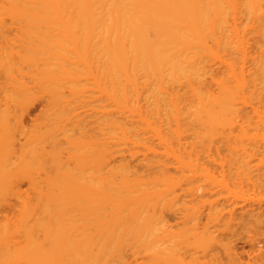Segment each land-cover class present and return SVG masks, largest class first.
I'll use <instances>...</instances> for the list:
<instances>
[{
    "label": "bare ground",
    "instance_id": "obj_1",
    "mask_svg": "<svg viewBox=\"0 0 264 264\" xmlns=\"http://www.w3.org/2000/svg\"><path fill=\"white\" fill-rule=\"evenodd\" d=\"M263 7L264 0H0V28H7L9 25L8 30H2L6 31L5 35H0V159L6 158L5 166H0V264H19L22 260L27 264L34 263L32 256L39 251L41 254L45 252L44 257L40 253L41 257L34 255L36 259L43 258L35 261L44 260V264L106 262V259H109L107 256L113 257L109 256L113 253L108 250L109 239H112L109 235L118 230L117 237H122L119 231L124 229L122 226L126 224L124 227H128V222H134L133 220L145 213L148 214V218L145 216L147 224L151 222L150 219H156L160 213L158 208L163 202L161 199L168 195L169 191L178 189L180 184L193 187L191 185L195 182V176L188 175L192 171L191 167L195 164L198 166L201 156L206 157L205 155L208 156L212 151L217 154L220 148H223V139L230 142L227 149L236 153L242 152L241 160L237 158L241 161L238 162L240 167L244 161L249 163L250 156L262 151L257 146L259 140L264 141V132L258 128L260 126L261 130H264ZM227 16L232 17L231 21ZM10 25L15 27L14 29L12 26L13 33ZM48 27H60L65 30H55L52 35H48L46 31L34 30ZM77 48L83 54L85 64L83 63L82 67L89 64L86 68L90 70L86 72L91 76L93 84H107V96L101 98L107 100V120L105 125H102L104 129L101 127L100 131L101 135H104L103 138L100 137V141L105 148L104 152L106 151V169L89 179L73 169L70 170L74 162L71 167L68 164L72 162L71 158H75L74 152L66 156L71 151L69 146L80 147L93 141V137H85L84 129L87 127L85 128L84 123L81 124L79 112V116L76 115L79 119L75 122L74 119L71 121V117L75 115L72 114L74 110L69 118V114H65L63 124L60 123L61 113L59 118L57 111L59 117H52L61 119L60 122L54 119L55 122L58 121L57 125L62 127H59L61 130H57V125V132L45 127L47 130L43 133L42 128H36L32 129L34 132H29L30 135L25 124L21 123L24 122V112L20 114L28 108L21 111L17 109L18 116L17 112H12L21 104L18 103L21 97L34 91L44 74L57 86L67 88L70 92L67 93H76L77 91L72 89H75L76 85L71 84L74 85L72 88H69L67 83L64 85L70 80L68 76L72 74L73 63L66 59L65 66L69 67L66 69L65 66L60 68L56 62H50L49 59H55L54 57L63 53L75 54L77 57ZM39 58H45L46 61L36 64ZM24 62L26 65H23ZM60 89L58 87L56 91V96L60 94L59 99L55 98V92L49 95L58 100L60 105L58 101H53V98L51 103L49 96L50 102H47L51 104H47L53 106L57 103L63 115L70 106V101L67 103L70 95L68 94L69 98L65 100L67 93L64 94L66 91ZM92 92L95 93L94 90ZM77 104L75 110L79 108V103ZM54 106L57 110V105ZM65 119L68 124L64 122ZM70 122L74 123L73 128L69 125ZM21 124L24 125L23 131L22 127L18 129ZM45 124H42L43 127ZM251 124L256 126L251 128ZM39 130L42 133L36 132ZM52 130L57 134L48 136L53 134ZM18 131L21 132L17 134ZM45 134L49 137H46L47 139L57 135L59 137L51 139L53 142L48 140L52 142L51 148L47 145L49 142L43 138ZM21 135L22 139L19 138ZM61 139L64 146H61ZM217 141L223 143L218 144L219 147L221 144L220 148H217ZM40 142L49 149L41 148L42 145L38 144ZM58 142V150L63 151L64 147L63 152L67 153L65 158L63 157V160L68 158L67 161L61 160V163L65 168L68 166V169L61 168L51 170L52 172L32 170L35 160L45 158V155L48 159L52 156L54 161L57 159L60 163L62 158H59V151L53 149L57 148ZM256 142L257 146L253 147ZM35 145L41 147L37 148ZM248 148L250 149L247 150ZM52 158L49 161H52ZM2 163L3 161L0 165ZM174 164H179L182 168L176 166L175 169L179 168V172L173 174L175 177H171L165 170L168 171L170 165ZM193 164L194 166H191ZM201 165L203 164L199 166ZM244 166L248 167L247 164ZM40 175L43 178H39ZM231 175L239 176L236 172ZM203 177L206 182L209 181L208 174ZM204 180L202 181L205 182ZM211 181L216 183L217 180L213 178ZM232 183L234 188L236 186L241 189L243 182ZM174 193L172 196L178 198ZM242 193V190L236 191L235 199L229 202L223 197L207 200L204 208L208 207V213L204 215L205 221L201 220L204 226L195 223L203 226L200 229L194 224L195 221L200 222L195 217L200 214V208H196L199 204L195 205L198 202L196 198L191 199L189 205L193 203L192 206H196L195 209L191 207V210L193 213L199 211L194 215L192 213L195 220L191 219L192 215L187 217L194 226L181 229L186 234L187 230L192 229L191 234L189 231L187 234L192 236L181 238L178 235V239L177 233L183 234L180 229V232L163 234L165 239L161 235L156 237L151 241L155 243L156 240H161V244L166 240V243H163V246H166L168 235L169 238L176 236L177 239H170L169 243L173 247L174 243L179 241L176 242L177 249L174 246V254L164 259L165 251L170 250L159 247V242H156L154 246L158 243L159 250L156 252L155 247L152 253L156 252L158 255L161 249L164 253L162 250V256H154L150 253V247L147 248L149 253L145 252V248V254L155 257L149 255L153 260L148 257L147 260L152 261L151 264H158L164 259L165 263L166 259L176 255V259H170L174 264H264V195L245 196ZM105 203H111L109 206H115L116 203V207H101ZM140 203L143 208V205L147 206L145 210H138L137 205ZM149 204L153 206L151 210H148L151 206ZM117 207L119 209H115ZM153 215H156V218ZM159 218L156 220L160 222ZM177 219L179 220L178 217ZM198 219H201V214ZM156 220L154 221L157 222ZM143 223L146 224L145 221ZM145 224L143 225L146 227ZM153 225L157 229L158 223ZM160 226L162 225L159 224L160 230L164 227L167 229L166 225L162 228ZM140 228V231L144 230ZM151 228L153 229V226ZM139 230H135V234H138L136 231ZM157 231L153 236H147V239L158 235ZM139 234L138 236H141ZM144 234L146 235V232ZM15 237H21V240ZM143 238H140V241ZM147 239L146 243L149 242ZM131 241L128 242L133 245ZM144 244L142 242L141 245ZM188 244L196 245L195 247L203 244L199 247L208 250L201 252L202 254L197 251L194 256L193 253L186 252L189 250ZM209 244L213 245L210 250ZM31 248L37 252L29 253L30 256L27 255V250L26 254L23 251L24 253L19 255L23 249ZM187 253L194 257L190 259ZM22 254H25L23 256L26 258ZM199 254L201 256H198ZM159 258H162L161 261ZM23 262L21 264H24Z\"/></svg>",
    "mask_w": 264,
    "mask_h": 264
},
{
    "label": "rangeland",
    "instance_id": "obj_2",
    "mask_svg": "<svg viewBox=\"0 0 264 264\" xmlns=\"http://www.w3.org/2000/svg\"><path fill=\"white\" fill-rule=\"evenodd\" d=\"M264 8V7H263ZM262 8V9H263ZM230 15V14H229ZM232 15V14H231ZM227 17H230V16H227ZM231 18L232 17H230V21H231ZM242 19H244V18H241V20ZM262 19H264V17L262 18ZM261 19V20H262ZM7 21V20H6ZM229 21V20H228ZM264 21V20H263ZM10 23V22H9ZM6 24H7V22H6ZM15 25V24H14ZM14 25H10V30L12 29V26L14 27ZM16 26V25H15ZM1 27H3V25L1 26ZM8 27H9V25H8ZM8 27L6 28V26H4V28H0V33H1V31L2 30H8ZM14 29H15V27H14ZM76 29H78V28H76ZM76 29H73V28H70V30H76ZM34 30H40V31H43V32H47V34L48 35H52V32L53 31H55V30H62V31H64L65 29H63V28H60V27H48V28H39V29H34ZM3 33L4 32H6V31H2ZM48 32H51V33H48ZM11 33H13V29H12V31H11ZM45 34V33H44ZM0 35H5V33L4 34H0ZM7 35V34H6ZM79 45H81V44H77V46H79ZM77 57L75 56V54H71L70 55V53L68 54H66V53H63L61 56H56V57H54L55 59H49V61L50 62H56L58 65H59V67L61 68V67H63V66H65L66 65V59H69L72 63H73V65L71 66V75H69L68 77H69V81H67V82H65L64 83V85L67 83L68 85V87L70 88H72L74 85H76V87H75V89L74 88H72L73 90H76L77 92L76 93H74V94H69L70 92H69V90H66L67 88H63V87H61V86H57L53 81H50L49 80V76L47 75V74H44L42 77H41V79H39L40 81H38L37 82V85H36V87H35V89H34V91L32 92V93H30V94H25L23 97H21L20 98V101L18 102V103H21L20 105H22L23 107V109L22 108H19V106L20 105H18V103L16 104V105H18V108L16 107L15 108V110L13 109L12 110V112H13V114H15L17 111L19 112V110L21 111V110H25L26 108H28L27 109V111L25 110V111H21L20 112V114H22L23 112L25 113H23V115H24V117L22 118V120L24 119V122H21V123H24L25 124V128H26V130L28 131H26L28 134H29V132H34L33 130H35L36 128H37V130L38 129H41V130H43V133H44V131H46L47 129H44L45 127L47 128L48 127V129L49 128H51V129H54V130H56L55 129V126L58 124V123H56V122H58V121H56L55 122V120L54 119H58L59 120V118H61V116H62V122H60L61 121V119L59 120V122L60 123H63V116L65 115V114H69L68 116H67V118H69V116H70V113H71V111L72 110H74V112L72 113V114H75L74 116H70L71 117V121H73V119H74V121L73 122H75V120L76 121H78L77 119H79V118H81L80 120H82L81 121V124L82 123H84L85 124V128H86V130L88 131H86L85 129H84V131H85V137H89V136H91V137H93L92 139H93V141H90V142H87V140H88V138H85V139H87L86 140V142H87V144L86 145H84V146H72L73 148H71L70 146L68 147V148H70V150L71 151H69V149L67 148V145L65 146L66 148H67V150L69 151V154H65V152H63L64 151V149L62 148V147H60V149L62 148V150L63 151H59L58 149H59V142H58V145H56V147L57 148H55V147H53V149H57V151H59V158L61 157L62 159H60V163L61 162H63V161H67V159H65V160H63V157L65 158V156L64 155H66V156H69L70 155V152H74L73 154L75 155V158L73 159V158H71L72 159V162H70L71 160H68V162H70V164H68V166L69 167H71V163H73L74 162V165L70 168V170H75L76 172H78V173H80V175L81 176H83V177H85L86 179H89V178H92V177H94L95 175H97V173L98 172H100V171H103V170H105L106 168H105V163L104 162H106V160H107V158H106V151L104 152V150H105V148H104V146H103V144L101 143V141H100V137H102V135H101V133H100V131H101V129L103 128V126L102 125H105V122H106V120H107V117H106V110L108 109V107H107V100H104V98L103 99H101L103 96H107V95H105L106 94V90H105V87H107V84H106V82H105V84H104V82H103V84H101V85H97V86H95L94 84H93V82H92V80H91V76L89 75V73H87L86 71L89 69V68H86L89 64H86L87 66H84V68L82 67L85 63H84V61H83V59H82V55L83 54H81L80 53V51H79V49L77 48ZM70 55V56H69ZM69 56V57H68ZM85 59V58H84ZM46 60H45V58H39V59H37L36 60V64H41V63H43V62H45ZM85 62H86V60H85ZM84 63V64H83ZM83 64V65H82ZM23 65H26V63L24 62L23 63ZM59 68V69H60ZM65 68L66 69H68L69 67H66L65 66ZM86 68V69H85ZM90 70V69H89ZM89 70H88V72H89ZM71 84H74L73 86H71ZM58 87H59V89L60 88H62V90H64V91H66L64 94H66L67 92H69V93H67V95H66V97H65V100H68V98L70 97V99L67 101V103L69 102V104H70V106H68V111H67V109L65 110V111H67L66 113H64L63 115H62V112H61V109H59L60 108V106H58V104L57 103H55L57 106L56 107H58V109L56 110L55 109V104L53 105V106H51V105H48L47 103H49L50 101L48 100V98L49 97H51V96H49L50 94L51 95H53V93L55 92V94H54V96H55V98L57 99V97H58V99H59V96H60V94H58V96H56L57 94H56V91H58ZM72 89H70V91L72 90ZM95 91V93L94 92H92V91ZM59 91H61V89L59 90ZM102 91V92H101ZM72 92H74V91H72ZM92 92V93H91ZM58 93H60V92H58ZM68 94L70 95L69 97H67L68 96ZM85 94V95H84ZM49 96V97H48ZM86 96V97H85ZM89 96V97H88ZM84 97V98H83ZM91 97V98H90ZM93 97H95V98H97L96 100L93 98ZM52 98H53V101L55 100L54 99V97H51V103L53 102L52 101ZM81 99V100H80ZM94 99V100H93ZM105 99H107V98H105ZM47 101H49V102H47ZM56 102L58 101V100H55ZM79 101V102H78ZM85 104H84V103ZM51 103H49V104H51ZM58 103H59V101H58ZM77 103H79V108H76L77 110H75L74 108L75 107H78V104ZM81 104V105H80ZM59 105H60V103H59ZM77 105V106H76ZM31 106V107H30ZM83 106V107H82ZM25 107V108H24ZM14 108V107H13ZM12 109V108H11ZM17 109H19V110H17ZM56 111H55V110ZM54 111V112H53ZM57 111H59V116H60V113H61V116L59 117L58 115H57ZM15 112V113H14ZM17 112V113H18ZM77 112V113H76ZM80 113V117L79 118H77L79 115V113ZM71 114V115H72ZM17 116L19 115V113L18 114H16ZM55 115V116H54ZM56 115H57V117H59V118H53L52 116H54V117H56ZM76 115H78V116H76ZM82 115V116H81ZM76 116V119L74 118ZM84 120H85V122H84ZM88 120V121H87ZM70 120L68 119V122H69ZM64 122H66V119H65V121ZM46 123V124H45ZM47 123L49 124L48 126H47ZM67 123V122H66ZM65 123V124H66ZM42 124H45L44 125V127H43V125ZM64 124V123H63ZM68 124V123H67ZM76 124H77V122H76ZM90 126H89V125ZM72 128L74 127L73 125H74V123L73 124H71V122H70V124H69ZM23 124H21V126L19 125V130H20V128L22 129V131H23ZM42 126V127H41ZM58 126V125H57ZM56 126V127H57ZM63 126V125H62ZM68 126V125H67ZM254 126H256L255 124H251V128L252 127H254ZM60 126H58L57 127V130H58V128H59ZM70 127V128H71ZM102 127V128H101ZM229 127H233V125H229ZM24 128V129H25ZM60 128H62V127H60ZM59 128V129H60ZM67 128H69V126L67 127ZM234 128V127H233ZM236 128V127H235ZM258 128L260 129V131L261 132H264V130L262 131L261 130V128H260V126H258ZM29 129V130H28ZM33 129V130H32ZM104 129V128H103ZM41 130H39V131H36V132H41ZM50 130V129H49ZM57 130L55 131V132H57ZM61 130V129H60ZM6 131H7V128H6ZM59 131V130H58ZM83 131V132H84ZM21 131H18L17 132V134L18 133H20ZM26 132H25V134H26ZM31 132V133H32ZM52 132H53V134L52 133H50V134H52V135H48L47 133V135L48 136H53V135H56L55 134V132L52 130ZM24 133V132H23ZM42 133V132H41ZM90 133V134H89ZM45 134V135H46ZM60 134V133H59ZM75 134H77V130L75 131ZM27 135V134H26ZM30 135V134H29ZM47 135L45 136V137H43L44 139H45V141H47V142H49L48 144L44 141V140H41V142L42 141H44L43 143H45V144H47V145H50V147L49 148H51V143L53 142V140L58 136H54L53 138H50V139H47V138H49V137H47ZM87 135V136H86ZM89 135V136H88ZM101 135V136H100ZM60 136V135H59ZM104 136V135H103ZM47 137V138H46ZM61 137V136H60ZM19 138H21L22 139V135H21V137H19ZM57 138H59V137H57ZM103 138V137H102ZM20 139V140H21ZM51 139H53V140H51ZM48 140H51V141H48ZM223 140L225 141L224 142V144L222 143L223 142ZM221 139V141H217V148H220L221 147V144H220V147H219V143H222L223 144V148L221 147L220 148V151L219 152H217V154L214 152V151H212V153H214V154H212V153H210L208 156L207 155H205L206 157H202L201 156V162H199L200 164H203V165H201V166H199L200 164L198 163V166H196L197 164H195V166H194V164L193 165H191V166H194L193 168L191 167V170L192 171H190L189 173L190 174H188V172H187V174L188 175H191V176H195V182L191 185V186H193V187H191V188H189V187H187V186H185V184H180L181 186H178V189H176V190H174V191H172L171 190V192L169 191V194L168 195H166V196H168V198L165 196V197H163L162 199H161V201H163V202H161V204H163V205H161L160 204V206H159V208H158V206H157V208H158V210L160 209V213H159V216H157V218H159L158 220H160V222L159 221H157L156 219V215H158V214H156L155 216L153 215V217H155L156 219H154V218H152V219H150V223H149V221H148V223L149 224H147V218H148V214L147 213H145V215H142L141 217L139 216V218L138 219H136V217H135V219L136 220H133L134 222H132V221H130V223L128 222V224H127V226L128 227H126V228H128V230L124 227V226H122L124 229L121 231V230H119L121 233L120 234H122L121 236L123 237H120V238H118L117 237V234L119 233V232H117V231H114V233L115 234H112V235H109V236H112L111 238L112 239H109L110 237L108 236V239H109V246H108V250H109V253L110 252H113V253H115V252H117V254L118 255H116V254H113V253H111V254H109V256L111 255H113V257L112 258H110V257H108L107 256V258H109L110 259V262H109V259H106V262H103V261H100L98 264H143L142 262H144V264H151V262L150 261H148L150 258H152L151 256H155L157 253L156 252H158V250H159V248H157V246L159 245V247H162L163 245H165V244H163V243H166V242H164V241H166V240H164L163 242H161V244H160V242L159 241H161V240H156V242H159V244L157 245L156 244V246H154L155 245V243H154V241H151V240H153V239H156V237H158V236H162L163 234H166L167 232H168V234L169 233H171L172 231L173 232H180V229L181 228H183V227H189V226H191V225H193L192 223L193 222H191V219H193V220H195L194 218L195 217H197L196 219H197V221H199L200 220V222H194V224L195 223H201V225H203L204 223L201 221V220H203V221H205L204 219H205V214H206V212L208 213V207H207V209L206 208H204V207H206V205L205 204H207V200L208 201H210V200H213V199H222V197L223 198H225V199H227L228 200V202L229 201H232V200H234L235 199V192L236 191H238V190H240V192H241V190H242V195H244L245 194V196H253V195H259V194H261V195H264V141H261V140H259L258 142H259V145L257 146V144H258V142H256V144L253 146V147H255V146H257V147H260V150H262V151H258L256 154H253L252 156H250V158H248L249 159V163H246L245 161L243 162L245 165L247 164V166L248 167H245L244 166V164H243V166L241 165V167L238 165L239 163H241V161H238V159L239 160H241L240 159V157H241V154H242V152L240 151L239 153H236V152H232V151H230L229 149H227L229 146H228V143H230V142H228V140H225V139ZM24 141V140H23ZM22 142V141H21ZM38 143V144H40V145H42V147L40 146V145H35L37 148H39V147H41V148H46V149H49V148H47V146L45 147L44 146V144L43 143ZM51 142V143H50ZM61 146H62V144H63V146H64V143H63V140L61 139ZM23 143V142H22ZM216 143V142H215ZM226 143V144H225ZM83 144H85V143H83ZM224 145H226V146H224ZM39 146V147H38ZM40 148V149H41ZM262 148V149H261ZM40 149H37L38 151H40ZM250 148H248L247 150H249ZM42 150V149H41ZM67 150H65L66 152H68ZM221 152V153H220ZM248 152V151H247ZM220 153V154H219ZM235 153V154H234ZM262 153V154H261ZM72 154V155H73ZM239 154H240V156H239ZM257 154H259V155H257ZM57 155H58V153H57ZM56 155V156H57ZM63 155V156H62ZM71 155V156H72ZM216 155H217V157H216ZM223 155H225V156H223ZM251 155V154H250ZM231 156H232V158H231ZM236 156V157H235ZM239 156V157H238ZM42 157V156H41ZM49 157V156H48ZM73 157V156H72ZM220 157V158H219ZM51 158H52V156H51ZM50 158V159H51ZM58 158V157H57ZM205 158V159H204ZM238 158V159H237ZM252 158H253V160H252ZM6 159V158H5ZM5 159H0V162H2L3 161V163H2V165H0V166H5ZM50 159H48L47 157H46V155H45V158L44 157H42V158H37L36 160H35V163H34V165H33V168H32V170H35V171H38V170H40V172H44V171H49V172H52L51 170H57V169H60L61 170V168H65V166H64V164H60L58 161H57V159H56V161H54L53 160V158H52V161H49ZM106 159V160H105ZM208 159V160H207ZM247 159V158H246ZM247 159V160H248ZM61 160H63V161H61ZM259 160H260V162H259ZM232 161V162H231ZM198 162V161H197ZM239 162V163H238ZM252 162V163H251ZM261 163V165L259 164V163ZM65 164H66V162H64ZM59 164V165H58ZM235 164V165H234ZM255 164V165H254ZM68 166L66 167L67 169H68ZM176 166L177 167H180L179 166V164L177 165V164H174V165H170V168H168V171L167 170H165L166 172H167V174L169 173V174H171V177L173 176V174H175L176 172H179L178 170H179V168H177L178 170H176L175 168H176ZM236 166V167H235ZM253 166H255V167H253ZM168 167H169V165H168ZM201 167V168H200ZM204 167V168H203ZM238 167V169H239V167H240V169L238 170H236V168ZM49 168V169H48ZM65 168V169H66ZM180 168H182V167H180ZM245 168V169H244ZM259 168V169H258ZM263 168V169H262ZM47 169V170H46ZM167 169V168H166ZM184 169V168H183ZM183 169H182V171H183ZM185 169H188V168H185ZM184 169V170H185ZM248 169V170H247ZM181 170V169H180ZM190 169H188V171H189ZM224 170V171H223ZM232 170V171H231ZM236 170V171H235ZM250 170V171H249ZM171 171V172H170ZM182 171H181V173H182ZM238 171V172H237ZM254 171V172H253ZM186 172V171H185ZM184 172V173H185ZM233 172H236L239 176H233V175H231V173H233ZM248 173V174H247ZM260 173V174H259ZM186 174V173H185ZM206 174H208V176L210 177L209 178V181L208 182H206L205 180H204V177L202 178V176H205ZM243 174V175H242ZM246 174V175H245ZM177 175H179V174H177ZM225 175V176H224ZM173 177H175V175L173 176ZM200 179H199V178ZM212 177V178H211ZM235 177L237 178V179H235ZM243 177V178H242ZM258 177V178H257ZM262 177V178H261ZM39 178H43L42 177V175H40V177ZM215 179V180H217L216 181V183H214V182H212L211 181V179ZM239 178H241V180L239 179ZM224 179H226V180H224ZM233 179V180H232ZM199 180V181H198ZM202 180H204L205 182H203ZM221 180V181H220ZM256 180H258V182H256ZM228 181V182H227ZM238 182V181H240V182H243V183H241L242 185V187H241V189L238 187H236L235 186V188H236V190H235V188H234V186H233V183L232 182ZM248 181V182H247ZM198 182V183H197ZM201 182H203V183H201ZM212 182V183H211ZM218 182V183H217ZM224 182V183H223ZM225 182H227V183H225ZM250 182V183H249ZM254 182V183H253ZM262 182V183H261ZM24 183V182H23ZM22 183V184H23ZM199 184V185H197V184ZM205 183V185L203 186L202 184H204ZM207 183V184H206ZM210 183H211V186H210ZM232 183V184H231ZM24 184H26V182L24 183ZM215 184H217L218 186H220V187H218L217 185H215ZM262 184V185H261ZM223 185V186H222ZM251 185H252V187H251ZM177 186V185H176ZM183 186V187H182ZM199 186H201V187H199ZM248 186V187H247ZM175 187V186H174ZM217 187V189H214V188H216ZM230 187V188H229ZM233 187V188H232ZM182 188V189H181ZM189 188V189H188ZM193 188V189H192ZM229 188V189H228ZM233 190H232V189ZM180 189V190H179ZM186 191H185V190ZM198 189V190H197ZM205 189V190H204ZM208 189V190H207ZM220 189H222V190H220ZM227 189V190H226ZM238 189V190H237ZM246 189V190H245ZM251 189V190H250ZM179 190V191H178ZM195 190V191H194ZM202 190V191H201ZM227 192H226V191ZM253 190H254V192H253ZM257 190V191H256ZM259 190V191H258ZM262 190V191H261ZM177 191V192H176ZM184 191V192H183ZM220 191V192H219ZM174 192H176V194L178 195V198L177 197H175L174 198V196H172L173 195V193ZM193 192V193H192ZM202 192V193H201ZM223 192H224V194H223ZM230 192V193H229ZM250 192H252V193H250ZM258 192V193H257ZM262 192H263V194H262ZM171 193V194H170ZM190 193V194H189ZM195 193H196V195H195ZM247 193H249V194H247ZM175 194V193H174ZM175 194V195H176ZM179 194H182V195H179ZM227 194V195H226ZM238 195H241L240 193H237ZM217 195V196H216ZM222 195V196H221ZM224 195V196H223ZM189 197V198H187V197ZM191 196V197H190ZM194 196V197H193ZM204 196V197H203ZM220 196V197H219ZM182 197V198H181ZM214 197V198H213ZM169 198H170V200H169ZM186 198V199H185ZM193 198H196L197 199V201L198 202H196L195 203V205L196 204H199V205H197V207L196 206H192V205H194L193 203H192V205H189V204H191V199H193ZM210 198V199H209ZM213 198V199H212ZM175 199V200H174ZM184 199V200H183ZM199 199V200H198ZM167 200V201H166ZM172 200V201H171ZM181 200H183V201H181ZM170 203H169V202ZM200 201V202H199ZM205 203H204V202ZM167 202H168V204H167ZM175 202V203H174ZM201 202H202V204H201ZM112 203V202H111ZM111 203H108V204H102L103 206H101V207H105V208H107L108 206H109V204H111ZM188 203V204H187ZM119 204V203H118ZM143 204V203H142ZM146 205L148 204L147 202L145 203ZM187 204V205H186ZM105 205V206H104ZM146 205H143L144 206V208L145 207H147ZM149 205H151L150 207H149V209L148 210H151V208L153 207L152 206V204H149ZM182 205V206H181ZM99 206H100V204H99ZM111 206H112V208H114V207H116V203H115V206L112 204V205H110L109 207L111 208ZM114 206V207H113ZM121 206V205H120ZM138 207V210L139 209H143V210H145L143 207H142V205H141V203L139 204V205H137ZM141 206V207H140ZM170 206V207H169ZM184 206V207H183ZM201 206V207H200ZM108 207V208H109ZM124 207V206H123ZM178 207V208H177ZM182 207V208H181ZM188 207V208H187ZM194 207V209H195V207L197 208V209H199V210H196L195 211V213H193V210H191L192 208ZM199 207V208H198ZM203 207V208H202ZM162 208V209H161ZM170 208V209H169ZM115 209H119L118 207L117 208H115ZM147 209V208H146ZM164 209V210H163ZM183 209V210H182ZM203 209V210H202ZM207 210V211H205V210ZM157 210V211H158ZM177 210V211H176ZM179 210V211H178ZM162 211V212H161ZM183 211L185 212V213H183ZM191 211V212H190ZM197 211H199L198 213H200L201 214V219H198V217H199V215L200 214H197L196 212ZM182 212V213H181ZM202 212V213H201ZM162 213V214H161ZM192 213H193V215L194 214H197L198 216H193L192 215ZM144 214V213H143ZM180 214V215H179ZM150 216H151V214H149ZM174 215H175V217L176 218H174ZM193 216V218L191 217V219H188L187 217H190V216ZM145 216H147V218H145ZM144 219H143V218ZM152 217V216H151ZM173 217V218H172ZM177 217L179 218V220L177 219ZM181 217V218H180ZM182 217H183V220H182ZM203 217V218H202ZM142 218V219H141ZM150 218V217H149ZM156 220L157 222H155L154 220ZM169 219V220H168ZM173 220V224H171L172 223V220ZM186 219V220H185ZM188 219V220H187ZM138 220H140V221H138ZM149 220V219H148ZM163 220V221H162ZM176 220H178V221H176ZM142 221V225L140 224V222ZM143 221H145L146 222V224L145 223H143ZM169 221V222H168ZM175 221V222H174ZM139 222V223H138ZM176 222H178L177 223V225H176ZM132 223V224H131ZM136 223V224H135ZM138 223V224H137ZM156 224L157 225V223H158V227L156 226V228L157 229H155V226L153 225V224ZM164 223V224H163ZM190 223V224H189ZM135 224V225H134ZM143 224H145V225H147L146 227L143 225ZM159 224L160 225H162V226H160L161 228L163 227V225H166L167 226V229L169 228V225H171L170 226V229H169V231H167V229L164 227V229L162 230H160L159 229ZM139 225H141V228H140V226ZM149 225H150V227H149ZM188 225V226H187ZM195 225H197V227H199V229L201 228V227H203V226H201L200 227V225L199 224H195ZM136 228H135V227ZM143 226V227H142ZM153 226V229L151 228ZM172 226L174 227V228H172ZM178 226V227H177ZM194 226V225H193ZM134 228V229H132V228ZM145 227V228H144ZM148 227H149V229H148ZM139 228L140 229H143L144 228V230H141V231H143V233L139 230ZM172 228V229H171ZM176 228V229H175ZM189 228H192V227H189ZM132 229V230H131ZM147 229V230H146ZM166 229V231H164ZM187 229V228H186ZM198 229V228H197ZM196 229V230H197ZM126 230H127V232H126ZM130 230V231H129ZM135 230H139V232L138 231H136L138 234L140 233L141 234V236H138V234H135ZM146 230V231H145ZM150 230V231H149ZM157 231V230H160L159 232L157 231V233H159L158 235H156V236H154V238L153 237H150V239H147L148 237H149V235H151V236H153L154 234V232L155 231ZM175 230V231H174ZM183 229H181V231H182ZM124 231H125V233H124ZM188 231L190 232H192V229H189V230H187V234H188ZM194 232H195V229L193 230ZM117 232V233H116ZM131 232V233H130ZM146 232V235L144 234ZM149 232L151 233V234H149ZM160 232H161V234H160ZM163 232V233H162ZM185 232H186V230H185ZM191 232H190V234H191ZM113 233V232H112ZM182 235H180L181 233H177V237H178V239H180L179 238V236L182 238L183 236H184V238H187V237H185L187 234L186 233H184V231H182ZM33 234V233H32ZM119 234V235H120ZM132 234V235H131ZM139 234V235H140ZM143 234V235H142ZM153 234V235H152ZM185 234V235H184ZM187 235L188 237L190 236H192V235ZM28 235V234H27ZM115 235V236H114ZM137 235V236H136ZM170 235H172L173 236V234H170ZM179 235V236H178ZM20 236V235H19ZM124 236H126L125 237V239H124ZM136 236V237H135ZM143 236H144V238H143ZM148 236V237H147ZM165 236V235H164ZM164 236H162V238L164 237ZM170 237L169 238V235H168V239H167V241H168V243L169 242H171L172 240H173V238H175L174 240H176L177 239V237ZM22 237V236H21ZM21 237H19V238H21ZM25 237V236H24ZM105 237H107V236H105ZM114 237V238H113ZM116 237H117V239H119V241L118 242H120V245H119V243L116 241ZM132 239H131V238ZM133 237H134V239H133ZM189 237V238H190ZM15 238H18V237H15ZM18 238V239H19ZM135 238H137V239H135ZM140 238H143V240H141L140 241ZM166 237H164V239H165ZM24 239V238H23ZM26 239H28L27 237H26ZM129 239V240H128ZM147 239V242H148V240H149V242L148 243H150V245L148 244V243H146L145 242V240ZM159 239V238H158ZM170 239H171V241H170ZM19 240H21V239H19ZM111 240V241H110ZM122 240H123V242H122ZM131 240H133V241H131ZM112 241H114V242H112ZM127 241V242H126ZM128 241H131V243L134 245H141L142 244V242H143V246H145V247H143L142 245L140 246V248H138V246L137 247H135V245H134V247H133V245H131L130 244V242H128ZM136 241V242H135ZM137 241H138V243H137ZM128 243V244H125V243ZM134 242V243H133ZM139 242H141L140 244H139ZM151 242H152V246H154L153 248H151L152 246H151ZM177 242V241H176ZM176 242L174 243V245H173V247L172 246H170L171 245V243H167V245H169V246H163V248L165 249H167V250H170V251H165V253H164V250L163 249H161V251H159V254H161V256H162V250H163V253L166 255L168 252H169V254H167L166 256L165 255H163V258L165 259L168 255H171L172 256V254H174L173 252V250L172 249H174V246H175V249H177L176 248ZM179 242V241H178ZM177 242V243H178ZM124 243V244H123ZM154 243V244H153ZM186 243H188L187 241H186ZM186 243H184L185 245H186ZM191 243V242H190ZM116 244V246L118 245V247H116V246H114ZM130 244V245H129ZM146 244H148V246H146ZM173 244V243H172ZM193 244H195V243H193ZM193 244H188V246H189V250H186V252H188L189 251V254L190 253H193V255L194 256H196L197 254H195V252L197 253V251H200V252H198V253H200V254H202L204 251H207L208 250V248L206 249V250H203V248L201 247H199L200 245L202 246L203 244H198L199 246L198 247H195L196 245H193ZM161 245V246H160ZM178 245V244H177ZM111 246V247H110ZM113 246L115 247L114 248V250H112V248H113ZM124 246V247H123ZM126 246H127V248H126ZM187 246V245H186ZM194 246V247H193ZM206 246V245H205ZM110 247V248H109ZM150 247V248H149ZM157 248V250H156V252H154V254L152 253V250L154 249V248ZM169 247H171L170 249H169ZM208 247H209V250L213 247V245L211 244H209L208 245ZM30 248V247H29ZM124 248H126L125 250H124ZM146 248V249H145ZM147 248H149V250L151 251L150 253H152V254H145V252L146 253H149L148 252V249ZM184 248L186 249V247L184 246ZM206 248V247H205ZM204 248V249H205ZM115 249H117L116 251H115ZM144 249L146 250L145 252H144ZM165 249V250H166ZM174 249V250H175ZM188 249V248H187ZM194 249V250H193ZM27 250L29 251L28 252V254L27 255H30L29 253H33V252H37L35 249H34V251L32 250V248L30 249L32 252H30V250L29 249H23L20 253H19V255H21V253H24L25 252V254L27 253ZM40 250H42L43 251V249H40ZM143 250V251H142ZM202 250V251H201ZM24 251V252H23ZM41 251V252H42ZM119 251V252H118ZM132 253H131V252ZM154 251V250H153ZM176 251V250H175ZM191 251V252H190ZM44 252V251H43ZM43 252H42V254L40 253V251L39 252H37V254L36 253H34V255H38V256H43ZM143 252V253H142ZM202 252V253H201ZM39 253H40V255H39ZM45 253V252H44ZM171 253V254H170ZM177 253V252H176ZM25 254H22V256L24 255L25 256ZM143 254V255H142ZM156 255V256H160V255ZM188 254V253H187ZM186 254V255H187ZM188 254V255H189ZM198 255V256H201V255ZM32 256V259L31 260H34V263L35 262H37V264L38 263H41L42 262V264H44L45 263V261L44 260H42L41 262H39V261H35V260H39V259H43V258H40V257H38V259H36L35 258V256ZM116 255V256H115ZM147 255V256H146ZM149 255H151L150 256V258L148 257ZM22 256H21V258H22ZM23 256V257H24ZM31 256V255H30ZM114 256H115V258H114ZM140 256V257H139ZM153 256V257H154ZM175 257H176V255H174ZM190 256V259L192 258V257H194V256H192L191 257V255H189ZM29 257V256H28ZM44 257V256H43ZM135 257V258H134ZM146 257V258H145ZM149 259H148V258ZM170 257V256H169ZM175 257H171V258H174V259H176ZM24 258H26V257H24ZM30 258V257H29ZM33 258H35V259H33ZM114 258V259H113ZM131 258V259H130ZM139 260H138V259ZM155 258V257H154ZM170 258V259H171ZM124 259V260H123ZM136 259V260H135ZM148 259V260H147ZM158 259V258H157ZM160 259V258H159ZM162 259V258H161ZM161 259H160V261H161ZM164 259L162 260V262H159V260H157L158 262V264H174V263H172V261H170V259H166V261H165V263H164ZM27 260V259H26ZM111 260H112V262H111ZM143 260V261H142ZM148 262H147V261ZM151 260H153V258L151 259ZM155 260V259H154ZM169 260V261H168ZM172 260V259H171ZM189 259L187 258V261H188ZM28 261V263H31V262H29V259L27 260ZM44 261V262H43ZM105 261V260H104ZM114 261V262H113ZM121 261V262H120ZM124 261V262H123ZM174 261V260H173ZM176 261V260H175ZM23 262V260L22 261H20V263L19 264H21ZM25 262V261H24ZM23 262V263H24ZM155 262V261H154ZM34 263H31V264H34ZM24 264H27V262L26 263H24ZM153 264V263H152ZM154 264H156V263H154ZM176 264V263H175Z\"/></svg>",
    "mask_w": 264,
    "mask_h": 264
}]
</instances>
